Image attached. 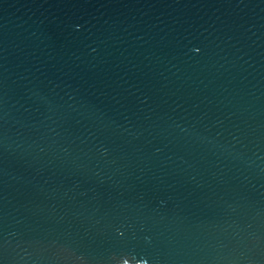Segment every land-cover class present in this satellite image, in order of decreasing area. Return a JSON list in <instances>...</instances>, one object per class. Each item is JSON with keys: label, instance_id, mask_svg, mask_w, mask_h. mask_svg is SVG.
<instances>
[{"label": "water", "instance_id": "95a60500", "mask_svg": "<svg viewBox=\"0 0 264 264\" xmlns=\"http://www.w3.org/2000/svg\"><path fill=\"white\" fill-rule=\"evenodd\" d=\"M0 264H264V0H0Z\"/></svg>", "mask_w": 264, "mask_h": 264}]
</instances>
